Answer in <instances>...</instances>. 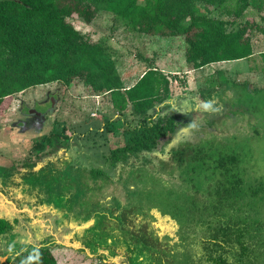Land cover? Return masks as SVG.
I'll return each mask as SVG.
<instances>
[{
  "label": "rangeland",
  "instance_id": "374dc122",
  "mask_svg": "<svg viewBox=\"0 0 264 264\" xmlns=\"http://www.w3.org/2000/svg\"><path fill=\"white\" fill-rule=\"evenodd\" d=\"M155 1L137 0V6ZM250 3L202 5L201 18L248 45L244 59L201 69L183 34H147L103 10L90 23L77 13L67 17L100 46L106 56L101 65L124 95L149 70L166 75L167 98L150 113L176 115L179 125L168 145L115 164L112 151L124 145V129L109 132L106 125L119 112L136 125L140 106L119 104L81 78L6 98L0 110V218L15 223L0 241L6 263L30 246L50 245L57 264H209L206 226L198 216L182 230L178 223L207 201L203 216L216 211L251 219L253 255L264 264V2ZM31 110L45 120H35ZM54 129L71 135L68 144L36 151L35 143ZM231 156L238 165L226 177L227 187L237 181L239 192L232 195L247 196L235 195L236 208L233 200L226 209L213 207L210 196L223 188L217 165ZM219 252L235 262L239 248L226 245Z\"/></svg>",
  "mask_w": 264,
  "mask_h": 264
},
{
  "label": "trees",
  "instance_id": "16d2710c",
  "mask_svg": "<svg viewBox=\"0 0 264 264\" xmlns=\"http://www.w3.org/2000/svg\"><path fill=\"white\" fill-rule=\"evenodd\" d=\"M230 1L233 0H156L154 4L138 7L137 0H0V110L6 98L29 88L54 82L70 85L81 78L92 89L105 88L112 99L121 100L119 104L128 101L142 108L136 125L122 119L121 112L117 119H110L106 125L109 132L116 131L115 128L124 129V145L112 151L115 164H123V160L129 162V157L158 150L166 142V145L169 144L168 140L179 125L176 115L150 113L157 103L167 98L164 90L170 85L169 78L158 70H149L124 95L107 76L110 68L101 65L106 56L100 46L84 39L67 17L77 13L90 23L95 12L103 10L119 15L132 23L136 30L147 34H183L192 51L193 64L201 69L213 63L247 57L248 43L232 40L230 34L217 28V22L206 16L200 17L202 5L220 7ZM240 1L243 8H247L252 0ZM49 103L52 104V101ZM117 122L119 124L111 125ZM66 130L63 127L62 133ZM71 138L68 134L61 137L59 129H54L41 142L35 143L34 149L43 152L46 147V150H52L58 148V144H68ZM237 165L235 156L219 160L217 167L221 169V179H218V185L223 188L221 193L217 191L215 196H210L216 201L213 207L226 209L227 201L233 200L230 207L236 208L235 195L238 194H232L239 192L240 184L236 181L228 188L226 177L231 176ZM23 168L27 169V165ZM203 194L207 200V193ZM246 196L244 194L238 199ZM196 204L201 206H193L192 217L179 218L180 221L173 219L178 221L182 230L191 224L190 220L199 217V222L206 226L210 236L207 241L211 251L207 254L209 264H257L258 256L256 260L253 255L257 235L251 228L250 218L227 217L216 211L203 216L201 213L208 207L207 201ZM14 227V222L0 218V241H5ZM226 245L238 246L239 254L235 262L219 252ZM8 251L6 248L4 253ZM114 253L117 255L115 250ZM3 264L57 263L51 246L45 245L40 248L30 246L27 250L16 252L9 262Z\"/></svg>",
  "mask_w": 264,
  "mask_h": 264
},
{
  "label": "flooded vegetation",
  "instance_id": "af4514ba",
  "mask_svg": "<svg viewBox=\"0 0 264 264\" xmlns=\"http://www.w3.org/2000/svg\"><path fill=\"white\" fill-rule=\"evenodd\" d=\"M51 101H52V100H51ZM52 107H53V106H52ZM32 111H35V110H31V112H32ZM31 112H30V113H31ZM33 113H34L33 115H34V117H35V120H45V116H44L43 114H40V113H38V112H36V111L33 112ZM31 114H32V113H31ZM48 134H49V133H48ZM48 134H47V135H48ZM47 135H44L43 139L46 138ZM43 139H42V140H43ZM39 155H40V154H39Z\"/></svg>",
  "mask_w": 264,
  "mask_h": 264
},
{
  "label": "water",
  "instance_id": "95a60500",
  "mask_svg": "<svg viewBox=\"0 0 264 264\" xmlns=\"http://www.w3.org/2000/svg\"><path fill=\"white\" fill-rule=\"evenodd\" d=\"M52 102L54 104V99H52ZM32 112H35V111H32ZM8 259V256H0V263L3 264V263H6Z\"/></svg>",
  "mask_w": 264,
  "mask_h": 264
},
{
  "label": "crops",
  "instance_id": "0c3cea01",
  "mask_svg": "<svg viewBox=\"0 0 264 264\" xmlns=\"http://www.w3.org/2000/svg\"><path fill=\"white\" fill-rule=\"evenodd\" d=\"M208 102V101H207ZM210 102V101H209ZM204 104H206V103H204ZM207 105V104H206ZM159 112H161V110L159 111ZM161 116H163L162 114H161ZM2 180H0V182H1Z\"/></svg>",
  "mask_w": 264,
  "mask_h": 264
}]
</instances>
